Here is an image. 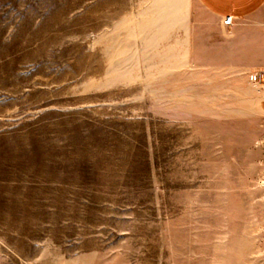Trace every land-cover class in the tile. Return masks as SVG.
<instances>
[{
	"label": "rangeland",
	"instance_id": "1",
	"mask_svg": "<svg viewBox=\"0 0 264 264\" xmlns=\"http://www.w3.org/2000/svg\"><path fill=\"white\" fill-rule=\"evenodd\" d=\"M218 27L0 0V264H264V83L188 51Z\"/></svg>",
	"mask_w": 264,
	"mask_h": 264
},
{
	"label": "crops",
	"instance_id": "2",
	"mask_svg": "<svg viewBox=\"0 0 264 264\" xmlns=\"http://www.w3.org/2000/svg\"><path fill=\"white\" fill-rule=\"evenodd\" d=\"M199 1L220 27L192 29L188 51L194 57L201 52L203 66L240 72L247 79L252 72L264 73V0ZM227 17L232 27L223 25Z\"/></svg>",
	"mask_w": 264,
	"mask_h": 264
},
{
	"label": "built area",
	"instance_id": "3",
	"mask_svg": "<svg viewBox=\"0 0 264 264\" xmlns=\"http://www.w3.org/2000/svg\"><path fill=\"white\" fill-rule=\"evenodd\" d=\"M234 21L231 17H227L223 20V25L226 27H232ZM249 81L254 85H261L264 82V73L252 72L249 74Z\"/></svg>",
	"mask_w": 264,
	"mask_h": 264
}]
</instances>
